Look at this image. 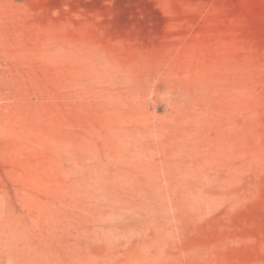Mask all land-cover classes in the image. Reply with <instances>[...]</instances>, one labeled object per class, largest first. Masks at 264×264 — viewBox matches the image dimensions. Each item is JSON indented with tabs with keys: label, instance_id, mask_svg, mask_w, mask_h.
Here are the masks:
<instances>
[{
	"label": "rangeland",
	"instance_id": "374dc122",
	"mask_svg": "<svg viewBox=\"0 0 264 264\" xmlns=\"http://www.w3.org/2000/svg\"><path fill=\"white\" fill-rule=\"evenodd\" d=\"M0 264H264V0H0Z\"/></svg>",
	"mask_w": 264,
	"mask_h": 264
}]
</instances>
